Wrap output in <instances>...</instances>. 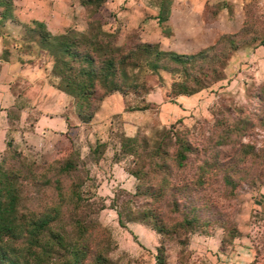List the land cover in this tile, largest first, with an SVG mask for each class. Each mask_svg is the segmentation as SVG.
Returning <instances> with one entry per match:
<instances>
[{"label": "rangeland", "instance_id": "obj_1", "mask_svg": "<svg viewBox=\"0 0 264 264\" xmlns=\"http://www.w3.org/2000/svg\"><path fill=\"white\" fill-rule=\"evenodd\" d=\"M161 1L166 14L172 0H66L69 26L93 36L82 52L98 80L70 97L63 129L0 107V179L16 189L18 215L59 208L50 230L86 244L79 264H264V0H243L237 16L227 6L211 25L196 18L191 32L178 22L173 42L156 20ZM171 45L183 65L162 52ZM37 264L71 258L42 253Z\"/></svg>", "mask_w": 264, "mask_h": 264}, {"label": "crops", "instance_id": "obj_2", "mask_svg": "<svg viewBox=\"0 0 264 264\" xmlns=\"http://www.w3.org/2000/svg\"><path fill=\"white\" fill-rule=\"evenodd\" d=\"M11 1L12 16L3 18L0 10L1 112L7 114L13 109L20 117H30V122L41 130L63 129L65 117L62 116V111L71 96L57 88L50 81L52 61L49 59L48 52L40 47L37 38L30 36V40L26 41L21 39V35L34 27V21L42 22L45 29L52 35L63 33L69 29L68 27L78 31H84L86 28L79 29L73 24L69 26L71 20H69L67 14L71 7L66 6V0ZM242 2L243 0H172L166 20L173 34L171 42L175 41L176 34L182 31L179 29L178 22L182 21L186 24V31L191 32L190 27L193 26V22L196 23V18L205 16L207 22L200 21L204 25H211V22L217 18L227 19V6H232L234 16L235 14L237 16L242 8ZM62 4H64L65 14H62L59 10L58 5L62 6ZM212 5H220L217 14L211 12ZM79 6L82 9L83 6ZM158 9L159 7H156L155 15H157ZM80 18L83 20L82 15ZM221 21L225 22L226 20ZM223 22L222 25H224ZM62 24H66V26L58 32V28ZM163 39L161 45H168L169 41ZM182 43L179 42L177 47H184V45H181ZM162 49L186 54L184 50L177 51L172 45ZM183 97L186 98V96ZM2 113L0 114L1 120ZM4 139L5 127L1 125L0 149L5 146Z\"/></svg>", "mask_w": 264, "mask_h": 264}, {"label": "trees", "instance_id": "obj_3", "mask_svg": "<svg viewBox=\"0 0 264 264\" xmlns=\"http://www.w3.org/2000/svg\"><path fill=\"white\" fill-rule=\"evenodd\" d=\"M98 1V0H97ZM170 7V5H169ZM169 7L164 14V5L162 1L159 4L156 19L159 24H163L168 18ZM12 1L0 0V10L3 18L12 16ZM34 27L30 30V34H34L41 48L45 49L53 58L51 72L57 73L59 83L57 88L61 89L71 97L83 99L85 94L94 85V80H98V72L93 68L94 57L92 54L83 55L85 48L93 50V36L89 37L84 31H78L73 28L67 29L65 32L52 35L49 33L42 22L34 21ZM35 28V29H34ZM70 33V34H69ZM96 45V44H95ZM172 62L184 64L187 56L185 54L162 50ZM161 53V49L158 54ZM65 57V58H60ZM68 58V59H66ZM84 60L88 68L84 70L83 66H79L78 70H74L71 65H66L67 61ZM112 62L109 61L108 66L111 67ZM74 72L72 76L67 75L66 71ZM72 73V72H71ZM86 74V82L79 80L77 75ZM196 90H186L182 88L178 90V94L192 93ZM176 93V94H177ZM67 165L64 166V169ZM4 172H2L3 174ZM6 175H4L5 177ZM19 196L16 189L12 187L8 179H0V264H37L42 253L55 254L56 256L68 255L71 258V264H79L83 255L82 250H86V244L78 245V241L67 242L63 234L59 230H50L51 222L58 219L61 212L58 207L49 208L43 214H19ZM158 230H163L162 227ZM46 232L48 236H46ZM79 235H83L84 228L80 227ZM159 250V249H158ZM160 261L159 255L156 256V262Z\"/></svg>", "mask_w": 264, "mask_h": 264}]
</instances>
